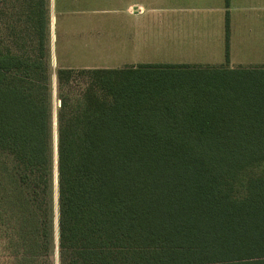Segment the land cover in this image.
Returning <instances> with one entry per match:
<instances>
[{
	"label": "trees",
	"instance_id": "16d2710c",
	"mask_svg": "<svg viewBox=\"0 0 264 264\" xmlns=\"http://www.w3.org/2000/svg\"><path fill=\"white\" fill-rule=\"evenodd\" d=\"M6 6L0 264H264V65L226 66L228 15L223 66L53 73L50 0Z\"/></svg>",
	"mask_w": 264,
	"mask_h": 264
},
{
	"label": "rangeland",
	"instance_id": "374dc122",
	"mask_svg": "<svg viewBox=\"0 0 264 264\" xmlns=\"http://www.w3.org/2000/svg\"><path fill=\"white\" fill-rule=\"evenodd\" d=\"M1 1L2 8L9 6L10 0ZM133 2L143 7L142 20L146 21L149 24L147 27H152L153 31L144 32L143 40L123 43L88 39L89 26L95 25L97 29H103L105 21L113 20L107 12L112 7L109 0H50V51L53 73L58 67L88 70L123 69L140 64H186L201 67L225 64V44L222 45V42L220 46V42L215 41L179 42L166 39L165 33L159 28L165 29L168 9L165 0H133ZM246 2L236 14L246 18L260 17L264 20V0ZM233 43L236 45L234 49L239 50L235 53L239 54V57L234 55L232 64H226L227 67H237L234 65L237 62L250 67L264 63V40H243ZM249 173L264 174V165L253 168ZM7 258L0 252V260ZM57 258L56 246L52 258L54 264H58Z\"/></svg>",
	"mask_w": 264,
	"mask_h": 264
},
{
	"label": "crops",
	"instance_id": "0c3cea01",
	"mask_svg": "<svg viewBox=\"0 0 264 264\" xmlns=\"http://www.w3.org/2000/svg\"><path fill=\"white\" fill-rule=\"evenodd\" d=\"M109 1L112 7L107 12L113 20L105 21L103 29H97L95 25L89 26V40L136 42L144 39V32L153 31V28H148L149 24L142 20L143 7L140 4L133 0ZM165 1L168 8L165 29L159 28L165 33L168 41L193 40L206 43L215 41L220 42L221 46V42L223 45L225 40L226 14L229 18V65L232 64L234 55L239 57V54H235L239 50L234 49L236 45L233 42L264 40L263 19L246 18L236 14L242 9V4H246L249 0H228L227 3L226 0ZM246 31L247 36H245ZM234 65L249 66L239 62ZM262 65L264 63L257 64V66Z\"/></svg>",
	"mask_w": 264,
	"mask_h": 264
},
{
	"label": "water",
	"instance_id": "95a60500",
	"mask_svg": "<svg viewBox=\"0 0 264 264\" xmlns=\"http://www.w3.org/2000/svg\"><path fill=\"white\" fill-rule=\"evenodd\" d=\"M51 27L53 28V24H51Z\"/></svg>",
	"mask_w": 264,
	"mask_h": 264
}]
</instances>
